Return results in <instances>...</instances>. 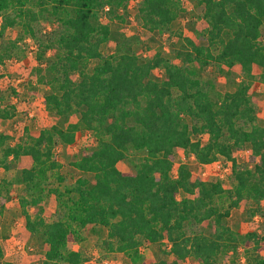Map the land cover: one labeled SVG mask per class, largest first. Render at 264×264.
Listing matches in <instances>:
<instances>
[{
	"label": "trees",
	"instance_id": "obj_1",
	"mask_svg": "<svg viewBox=\"0 0 264 264\" xmlns=\"http://www.w3.org/2000/svg\"><path fill=\"white\" fill-rule=\"evenodd\" d=\"M128 1L0 0V36L19 27V37L35 41L37 60L45 64L40 70L51 82L43 100L47 110L64 119L77 117L65 128L52 125L36 136L27 133L13 145L0 132V162L23 156L32 162L17 179L40 194L22 199V210L27 203H41L47 178L64 184L54 155L58 140L71 144L81 126L96 139L71 162L92 178L80 176L62 191L50 189L63 214L46 221L24 211L25 228L48 245L40 264H81L80 253L66 245L76 228L88 225L104 228L103 244L123 253L129 264H145L144 242L173 256L155 264H178L188 257L217 264L222 256L237 264L239 247L247 261L251 255V264H264V236L254 230L240 234L226 223L231 208L264 201V124L255 122L251 95L255 66L264 80V0H197L202 30L196 35L203 42L184 37L183 49L176 51L180 63L161 50L148 58L136 54L130 42L100 20L99 12L108 6V13L122 21L116 10L125 9ZM184 12L183 0H139L136 7L143 26L160 34ZM41 19L58 25L41 33ZM109 40L117 43L105 55L101 45ZM14 46L7 41L0 47V60L10 57ZM211 68H237L242 79L228 80L232 90H215ZM154 69H162L161 78H153ZM12 115L3 110L0 119ZM202 135L204 143L193 138ZM245 145L251 167L234 159ZM176 150L192 154L200 164L218 156L231 159L228 185L202 180L186 163L173 176ZM129 151L144 154L130 159L133 171L123 172L117 164ZM180 192L184 195L178 198ZM205 224L211 227L208 234L198 229ZM166 242L169 249L163 250Z\"/></svg>",
	"mask_w": 264,
	"mask_h": 264
},
{
	"label": "rangeland",
	"instance_id": "obj_2",
	"mask_svg": "<svg viewBox=\"0 0 264 264\" xmlns=\"http://www.w3.org/2000/svg\"><path fill=\"white\" fill-rule=\"evenodd\" d=\"M139 0H129L126 8H119L116 14L123 17V20H117L108 12L109 7H104L100 13V20L107 22L112 30L119 33L128 42L134 52L142 57H150L157 50L162 51V55L172 62L180 63L176 57V51L183 49L184 37H189L197 43L203 41L198 38L196 31L202 30L201 14L202 7L197 0H183L185 12L170 25L168 31L151 33L141 23L136 15V7ZM1 22V18H0ZM58 23L51 24L45 20H40L39 28L42 32L52 30ZM40 33V34H41ZM21 35L19 27L7 28L3 36H0V47H3L7 41H13L15 46L11 56L0 60V112L7 110L13 115L9 118L0 119V132L9 135L8 144L19 142L25 135H38L40 130L49 128L52 125L66 127L68 121H77L76 116H70L64 119L51 111H48L44 104V95L50 88L49 78L44 75L45 64H39L37 60V47L35 41L28 36ZM120 38V37H119ZM264 42V25L261 35ZM117 41L109 40L101 45L103 54L112 53ZM50 52L47 56H50ZM91 62L90 65H92ZM210 70H213L211 68ZM210 75L215 84V90L225 91L234 89V83H229L231 79L237 82L242 79V74L237 68L231 70L216 71L213 70ZM261 69L254 67V85L251 92L255 107V122L258 125L264 124V80L260 78ZM162 69L153 70V78H161ZM229 80V81H231ZM204 143L206 137L196 136ZM96 139L84 127L76 131L74 142L71 144L56 142L54 155L56 161L60 164L59 173L65 178L64 184L74 182L80 176L92 178V174L84 173L75 169L71 162L78 159L83 150L94 146ZM250 153L248 145L234 154V159L239 165L252 166L247 162V156ZM144 153L129 151L127 159L118 162L117 167L123 172L133 171V164L130 159L141 157ZM180 163H186L193 175L200 177L205 181H220L228 185L232 160L218 156L217 159L209 164H200L195 157L186 155L180 150L175 152V160L171 174L176 175V168ZM32 165L30 159L25 156L14 161L5 160L0 162V264H40L45 257L48 248L39 236L31 234L25 228V213L31 217L40 215L46 221H51L63 214V208L58 204L56 196L50 189L57 188L63 190V183L59 185L53 177L43 181L44 189L41 192L43 196L40 204L33 205L27 203L24 211L21 208V200H30L39 196L38 189L27 188L25 184L17 179L18 171L21 168H29ZM184 194L180 192L178 198ZM227 225L240 234L248 231H255L259 237L264 236V201L260 205L253 204L250 201L242 204L238 208H231L229 216L226 218ZM202 232L208 234L211 227L203 225L198 227ZM106 238L104 228L95 225H88L83 229L76 228L72 239L67 242V250H74L80 253L81 264H129L130 260L121 252L109 251L103 244ZM166 241V240H165ZM167 243V242H166ZM163 243V250L169 249V244ZM141 254L145 264H155L160 258L172 260L171 254L159 250L157 244L144 242L141 246ZM251 256V255H250ZM247 256L243 247L237 251V264H251L252 260ZM264 257V252H263ZM178 264H200L192 257L179 261ZM217 264H229L225 257H221Z\"/></svg>",
	"mask_w": 264,
	"mask_h": 264
}]
</instances>
